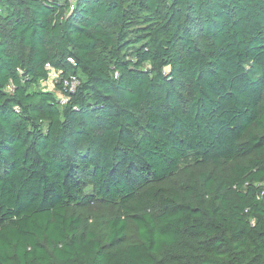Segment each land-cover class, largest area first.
Wrapping results in <instances>:
<instances>
[{
  "label": "trees",
  "instance_id": "16d2710c",
  "mask_svg": "<svg viewBox=\"0 0 264 264\" xmlns=\"http://www.w3.org/2000/svg\"><path fill=\"white\" fill-rule=\"evenodd\" d=\"M0 264H264V0H0Z\"/></svg>",
  "mask_w": 264,
  "mask_h": 264
},
{
  "label": "built area",
  "instance_id": "2783aa9c",
  "mask_svg": "<svg viewBox=\"0 0 264 264\" xmlns=\"http://www.w3.org/2000/svg\"><path fill=\"white\" fill-rule=\"evenodd\" d=\"M65 1L70 5L71 9L73 10L74 5L76 4V2L78 0H65ZM46 68L51 70L50 65H47ZM57 82H60V84L63 86L65 91H70V92H73L78 87V85L80 84V81L76 77H71L69 79L60 81L59 74L55 71H52L50 74L49 81L44 82L43 87L52 90V89H54L55 84ZM59 100H60L61 105H65L66 102L68 101L67 97L63 96L61 94L59 95Z\"/></svg>",
  "mask_w": 264,
  "mask_h": 264
}]
</instances>
